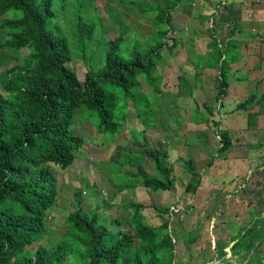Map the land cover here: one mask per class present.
I'll use <instances>...</instances> for the list:
<instances>
[{"label":"trees","instance_id":"obj_1","mask_svg":"<svg viewBox=\"0 0 264 264\" xmlns=\"http://www.w3.org/2000/svg\"><path fill=\"white\" fill-rule=\"evenodd\" d=\"M53 1L0 0V16L12 11L11 16L3 17L0 22V31L7 32L0 48L13 52L26 48L30 60L29 66L8 68L4 80L0 81L3 90L0 92V264H174L175 240L168 231L169 220L158 226L148 224L141 212L142 204L136 201L125 205L132 212V232L120 228L121 220L117 218L107 222L97 211L88 213L76 208L66 216L62 238L53 242L43 241L50 233L47 227L49 211L59 196L56 168L64 170L71 166L78 158L76 152L84 143L83 137L72 129L75 110L81 108L85 113L95 114L98 133L116 132L122 127L127 114L117 110L116 94L106 91L102 82L121 87L127 93L130 87L139 84L137 76L143 75L152 90L161 91L155 85L159 79L156 72L162 60L161 50L165 48L171 53L178 44L173 37L175 28L169 25L168 30H155L160 43L154 49L125 59L115 53L116 39L114 47L106 52L101 61V75H94V64L86 61L87 47L84 45L79 51V58L86 62L87 69L84 78L79 79L71 65L74 56L68 40L55 36L47 29L46 21L55 15ZM175 1L177 5L182 0ZM166 10L167 14L161 13L163 16L158 20L170 24L173 15ZM77 31L82 33V28ZM209 33L211 41L208 45L211 44V47H208L207 61L210 67L218 70L215 98L220 100L228 87V60L223 56L227 50L218 46L211 29ZM117 37L123 38V34ZM163 37L172 40L167 44L162 42ZM81 38L91 41L88 31ZM255 97L251 96L240 104H250ZM124 106L134 113L132 124L136 117L141 118L140 113L133 109L135 104ZM159 108L157 105L150 106L154 122L150 125L144 123L145 127L140 128L146 143L147 136L151 135H145L147 128L166 132L163 118L167 111H159ZM196 110L199 111V108ZM202 110L206 116L196 122L209 120L212 114L210 108ZM173 120H176L174 115ZM160 122L164 128L156 127ZM129 131H134L132 125ZM217 131L221 143L217 156H223L229 150L232 139L227 130L217 128ZM132 142L134 145L136 142L137 146L139 144L138 140ZM138 150L149 156L154 172L149 176L138 171L131 173L139 178L134 184L152 191L173 190L176 179L174 169L167 161L168 151L145 146H138ZM213 157L214 154L208 163ZM182 162L188 173L196 175V179L185 186V193L194 194L200 185L201 175L196 173L190 157ZM119 187L126 189L130 184ZM168 211L169 208H163L157 212ZM192 240L195 238H191L189 243ZM233 240L234 254L244 248L245 256L255 248L252 255H257L264 244L262 213L252 220L242 235ZM226 244L217 240V254L225 255ZM223 261L229 263L227 259ZM176 264L182 263L177 260Z\"/></svg>","mask_w":264,"mask_h":264},{"label":"rangeland","instance_id":"obj_2","mask_svg":"<svg viewBox=\"0 0 264 264\" xmlns=\"http://www.w3.org/2000/svg\"><path fill=\"white\" fill-rule=\"evenodd\" d=\"M191 1L182 0L177 2V5L175 0L53 1L55 15L46 21L47 29L55 36H62L68 40L74 56L71 65L79 79L84 78L87 69L86 62L79 58L80 49L84 45L87 47L86 61L94 64L92 65L94 75H101V61L106 52L114 47L116 39L118 40L115 53L125 59L132 58L135 53H145L154 49L160 43L159 34L155 33V30L165 31L173 26L175 28L173 37L178 44L171 53L165 48L161 50L162 60L156 72L159 79L155 83L161 91L152 90L143 75L137 76L139 84L130 87L127 93L123 92L121 87L102 82L101 85L106 91L116 94L117 110L127 114L122 127L116 132L98 133L96 128L98 119L95 114L85 113L81 108L75 110L72 129L83 137L84 143L81 150L76 152L78 158L71 166L64 170L56 168L59 196L49 211L47 227L50 233L44 238V242L62 238L66 228V216L76 208L88 213L97 211L107 222L117 218L121 220L120 228L132 232L130 221L132 212L125 205L136 201L142 204L141 212L148 224L158 226L169 220L168 231L175 240L174 264L177 260L182 264H264V244L257 255H252L256 251L255 248L245 256L244 248H240L241 253L237 254H234L232 249L233 239L239 234L242 235L258 214L262 213L264 216V169L254 170L253 167L252 175L255 182L253 185L250 184L252 176H249V184L236 186L239 193L246 197L238 200L236 198L238 191L232 192V189L228 188L233 186L234 189L235 185H240L242 181L236 177H233L232 181H227L230 174L223 172H227L228 167L239 166L238 161L237 164L233 162L230 166L228 158L232 161L234 156L250 157L247 147L244 150L238 146L227 152L226 158L218 157L214 152L217 151L219 138L215 137L213 141H217L215 143L205 142V137L210 134L212 127L203 129L196 122L199 118L204 119L206 115L202 106L190 97L191 89L195 86L187 73H192L191 61L194 56L203 52L204 41L207 38L205 34L207 29L205 26L202 27L203 24L197 23V17H200V21L207 22L209 13L200 0H193V4H190ZM166 9L173 15L170 24L158 20L163 16L161 13L167 14ZM11 15L12 11L0 16V22L3 17ZM79 27L82 28V33L76 32ZM86 31L90 34V42L87 38L84 40L81 38ZM120 33L123 34V38L117 37ZM6 38L7 32L0 31V44ZM171 40L169 37L162 38V42L167 44ZM208 47H211V44ZM28 51L26 48H21L18 52L0 48V81L4 80L8 68L15 65H30ZM166 57H168L166 61L163 60ZM0 92H3L1 85ZM124 104H135L133 109L140 113L141 118L136 117L134 125L132 124L134 113L126 109ZM151 104L161 106L159 111L163 109L167 111L163 118L166 132L147 128L145 135H151L147 136L150 142L146 143L143 134H140V128L154 122L152 118L154 114L150 111ZM193 104H197L199 111L195 109L190 116ZM173 115L176 116V120H173ZM131 125L134 128L132 132L129 131ZM159 126L164 128L161 122L156 125ZM137 140L138 146L159 147L168 151L167 161L173 167L176 179L175 191H152L140 184H134L139 178L131 173L138 171L141 175L149 176L154 172L149 156L143 150H138L136 142V145L132 142ZM259 146L260 151L254 153V156L260 157L259 161H262L264 143H260ZM213 154L214 157L208 163ZM187 157H191L201 180L194 194L186 193L184 198L181 196L180 199L178 194L181 195L189 181L196 179L195 174L185 173L182 161ZM226 161L228 166L225 165ZM51 166L55 168L54 165ZM213 168L219 169V174L211 172ZM231 182L233 184H230ZM125 184H130V187L126 189L119 187ZM209 184L215 189L211 190ZM179 191L181 192L178 193ZM248 191H252L249 198ZM163 208H169V211L157 212ZM191 238L195 240L189 243ZM219 239L221 243L227 242L224 256L217 254L216 242ZM224 259L229 263H223Z\"/></svg>","mask_w":264,"mask_h":264},{"label":"crops","instance_id":"obj_3","mask_svg":"<svg viewBox=\"0 0 264 264\" xmlns=\"http://www.w3.org/2000/svg\"><path fill=\"white\" fill-rule=\"evenodd\" d=\"M200 1L206 6V12L209 13V16L207 22L205 20L200 21V17L198 16L197 23L199 25L203 24L202 27L205 26L207 38L204 41L203 52L198 53L194 58L191 57V59L193 58L191 61L193 64L192 73L189 74L188 72L187 75L191 77L195 86L191 89V99L195 100L202 108H210L212 114L208 117L209 120L197 122V125H201L203 129L209 126L212 127L210 134L205 137L204 141L209 144L210 142L215 143L217 141H213L215 137H218L219 144L217 148L221 144L217 128L227 130L232 139V144L227 151L228 153L238 146H241L244 150L247 147L246 150L250 157L235 158L234 156L232 161L228 158L230 166H232L231 163H236V161H238L239 166L228 167L227 172L223 173L230 174L227 181H232L233 177L242 181L240 185L237 184L235 187L248 183L249 176H252L250 184L253 185L255 183L252 175L253 167L254 170L264 169V157H261L262 161H259L260 157L256 158L254 156V153L260 151L259 144L264 143V0ZM190 4H193V0ZM208 29L212 30L218 46L222 50H227V53H224L223 56L228 60V87L226 94L220 100H216L215 98L217 93L215 78L218 70L209 66L206 56L208 52L207 47L211 41ZM200 61H202V64H200ZM196 69L198 70V75L196 74ZM254 95L256 97L250 104H243L244 106L240 104ZM199 98L201 101H196ZM197 104H193V107L190 109V116L198 108ZM202 131H200V135ZM201 137L203 138V134ZM148 141L150 142V140ZM214 154L217 155V151ZM218 157L226 158L227 155ZM225 165L228 166L227 161ZM185 171L186 174H190L187 170ZM212 171L219 174L218 171L220 170L213 168ZM230 184L233 183L231 182ZM208 187H211V190L215 189L210 184ZM237 187L233 189L232 186L228 189H232V192H235L238 191ZM175 188L172 191H175ZM251 192L248 194L249 196L246 194L247 198L251 197ZM185 194L184 188V191L181 195L178 194V197L180 199L181 196L184 198ZM253 197H255V194H253ZM236 198L241 200L246 197L238 191Z\"/></svg>","mask_w":264,"mask_h":264}]
</instances>
